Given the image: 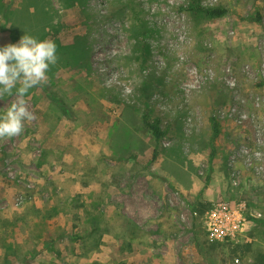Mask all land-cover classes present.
Listing matches in <instances>:
<instances>
[{"label": "rangeland", "instance_id": "374dc122", "mask_svg": "<svg viewBox=\"0 0 264 264\" xmlns=\"http://www.w3.org/2000/svg\"><path fill=\"white\" fill-rule=\"evenodd\" d=\"M200 1L227 12L0 0V47L28 34L57 55L25 96L35 119L0 139V264H264V178L229 165L254 137L264 154V0ZM232 105L246 119L219 117L211 158V117ZM145 114L167 129L159 142ZM219 203L262 215L218 240L204 221Z\"/></svg>", "mask_w": 264, "mask_h": 264}, {"label": "clouds", "instance_id": "9594fccd", "mask_svg": "<svg viewBox=\"0 0 264 264\" xmlns=\"http://www.w3.org/2000/svg\"><path fill=\"white\" fill-rule=\"evenodd\" d=\"M56 62L55 43L28 34L18 43L0 47V99L13 97L0 111V139L19 136L25 121L35 119L25 96L30 89L47 83L49 67Z\"/></svg>", "mask_w": 264, "mask_h": 264}, {"label": "built area", "instance_id": "2783aa9c", "mask_svg": "<svg viewBox=\"0 0 264 264\" xmlns=\"http://www.w3.org/2000/svg\"><path fill=\"white\" fill-rule=\"evenodd\" d=\"M217 119L230 118L242 123L246 119V113L238 109L237 106H229L228 108L219 109ZM263 143L260 139L254 137V145L247 142L240 144L237 148H233L229 155V165L235 162H241L251 168L253 173L264 178V154L261 146ZM232 173L233 185H239L240 179L238 171L235 167L230 168ZM260 212H250L253 218L261 217ZM253 218L247 219L240 212L231 210L226 204H215L213 208L207 211L205 215V228L211 237L218 240L225 238L235 239L246 232L253 223Z\"/></svg>", "mask_w": 264, "mask_h": 264}, {"label": "trees", "instance_id": "16d2710c", "mask_svg": "<svg viewBox=\"0 0 264 264\" xmlns=\"http://www.w3.org/2000/svg\"><path fill=\"white\" fill-rule=\"evenodd\" d=\"M191 13L194 14H202L209 18H217L220 16H223L227 9L223 6H207L201 3L200 0H190V4L186 7ZM257 21L261 20V16L257 14L255 18ZM143 121L148 128V130L151 132V134L154 136L156 141H160L165 134L167 133V129L162 128L161 126V118H150L147 114L144 115ZM211 127H212V134L210 137V143H211V158H213L216 154L217 148L215 145V142L220 134L221 126L220 121L216 117H211ZM156 153L155 150L153 153L152 160L156 159ZM120 264H128L127 262H122Z\"/></svg>", "mask_w": 264, "mask_h": 264}]
</instances>
